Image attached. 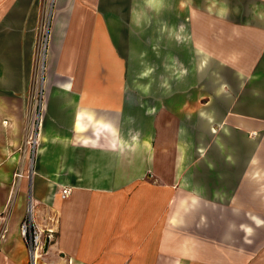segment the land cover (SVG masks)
<instances>
[{"label":"crops","instance_id":"crops-1","mask_svg":"<svg viewBox=\"0 0 264 264\" xmlns=\"http://www.w3.org/2000/svg\"><path fill=\"white\" fill-rule=\"evenodd\" d=\"M51 1L0 0V264H264V0H163L148 17L146 0H53L31 146ZM179 67L195 74L142 80ZM28 208L54 230L34 263Z\"/></svg>","mask_w":264,"mask_h":264},{"label":"built area","instance_id":"built-area-1","mask_svg":"<svg viewBox=\"0 0 264 264\" xmlns=\"http://www.w3.org/2000/svg\"><path fill=\"white\" fill-rule=\"evenodd\" d=\"M52 1L48 5V7L44 8L43 13L40 15L35 32L32 58V81L33 89L35 88L36 94V110L35 120L33 124L34 133L29 139V143H31V146H35L36 144L37 129H39L40 125L42 98L44 95V82L48 65L47 56L50 39V25L53 14ZM35 83L37 89L35 87ZM16 175L20 176L21 173H17ZM70 192V188L63 187L60 196L62 198H65L70 194ZM20 233L29 248V256L31 257V261H33L34 263L36 257L39 256V251L43 249L46 240H49V238L53 235L54 230L52 228H49L44 231L38 228L31 218V209L28 208L27 215L23 218L20 224Z\"/></svg>","mask_w":264,"mask_h":264},{"label":"rangeland","instance_id":"rangeland-1","mask_svg":"<svg viewBox=\"0 0 264 264\" xmlns=\"http://www.w3.org/2000/svg\"><path fill=\"white\" fill-rule=\"evenodd\" d=\"M183 8H184V5H182V6L179 7V14L182 13ZM152 10L153 9L152 8H149V7H147V9H145L146 17L153 15ZM184 42L185 41H183V40L182 41H179V53L180 54H182V52L180 51V49L183 48L180 45H184L183 44ZM147 52H148V54H147L148 56H146V58L144 57L145 60H149L151 63H153L154 62L153 50H147ZM182 55H184V54H182ZM160 57H161V61L164 63V61L167 58V56L165 54L164 48L162 49V52L159 54V57L156 60H159ZM179 68H181V67H179ZM182 69L183 68H181L178 71L176 70V72H162V73H155V71H151L150 74L148 76H146L145 78H142V80H147L148 82L149 81H153V80H155V76L157 78L158 75L160 76V74H163L162 78H164V80H167L168 81V84L170 82H173V81H176V82L179 81V83H181L182 77H185V76L191 77L193 74H195L193 72H188L187 73L186 71H184V75L181 76L180 75V72H181ZM220 74H225L226 76H229L225 72L224 73H220ZM137 76H138V73L137 72L131 71V73H130V80H133V81H136L137 82V79H138ZM45 77H46V75H45ZM151 83H153V82H151ZM35 87L37 89L36 83H35ZM166 87L167 86L164 85V90L166 89ZM167 89H169V88L167 87ZM201 90H202V88L199 85H197V86H193L192 85V86H189V87H186V86L179 87L178 88V92H177V98H178L177 100H178L179 108L181 107L183 109V107H186L187 105H189V103L195 99V96L196 95H198V96L201 95ZM210 95L213 96L212 89H211ZM210 95H209V97H210ZM202 100L203 99L199 98L198 101H197V103H196V107L195 108H191L189 106V108H187L184 112L185 113L186 112H191L192 113V111L197 110V108L199 110L202 107V104H201V101ZM182 112H183V110H180L179 111V114L181 115Z\"/></svg>","mask_w":264,"mask_h":264},{"label":"clouds","instance_id":"clouds-1","mask_svg":"<svg viewBox=\"0 0 264 264\" xmlns=\"http://www.w3.org/2000/svg\"><path fill=\"white\" fill-rule=\"evenodd\" d=\"M146 3L148 5L149 8L154 9L155 11L159 12L161 10V8L163 7V0H146ZM209 11H211V9H209ZM225 14V10L221 9L220 10V15H224ZM133 19L134 22L139 24L140 23V17L136 14L135 9H133ZM177 39H181V37L179 35H177ZM152 70L149 69L148 71H145L144 73H142V76H148L150 74ZM180 75L183 76L184 75V71L181 70ZM167 86V85H165ZM138 87H141L142 90L147 93L148 92V88L150 87V85L148 86H140L138 85Z\"/></svg>","mask_w":264,"mask_h":264},{"label":"water","instance_id":"water-1","mask_svg":"<svg viewBox=\"0 0 264 264\" xmlns=\"http://www.w3.org/2000/svg\"><path fill=\"white\" fill-rule=\"evenodd\" d=\"M48 242V240H46Z\"/></svg>","mask_w":264,"mask_h":264}]
</instances>
